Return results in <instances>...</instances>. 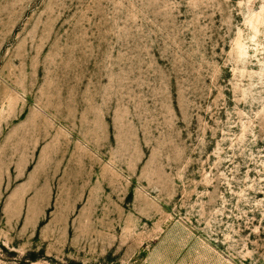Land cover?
<instances>
[{"label": "rangeland", "instance_id": "1", "mask_svg": "<svg viewBox=\"0 0 264 264\" xmlns=\"http://www.w3.org/2000/svg\"><path fill=\"white\" fill-rule=\"evenodd\" d=\"M0 264H264V0H0Z\"/></svg>", "mask_w": 264, "mask_h": 264}]
</instances>
